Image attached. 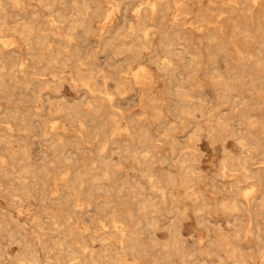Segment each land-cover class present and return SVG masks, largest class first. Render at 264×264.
I'll use <instances>...</instances> for the list:
<instances>
[{"label": "rangeland", "instance_id": "374dc122", "mask_svg": "<svg viewBox=\"0 0 264 264\" xmlns=\"http://www.w3.org/2000/svg\"><path fill=\"white\" fill-rule=\"evenodd\" d=\"M22 1L23 11L12 6L6 7L7 12L12 17L10 22H12L13 27L22 24L20 21L23 23H30L36 17H38L39 20L41 19L40 21L56 20L57 23H55V26L60 29L59 32L62 37L58 39L55 38L51 32H47L48 47L41 49L36 43L27 46L21 39L19 33L12 32L3 35V40L10 42V46L8 49H5V52L19 51L20 56H11L6 59V62H0V71L2 73L6 72L12 68V63H14L15 65H13V68H15L16 72L18 71L19 74L21 72V64H23L28 70H39V74H41L40 79L46 82V86L41 93H39L38 84L34 82L29 83L27 87L22 86L16 89L12 86L13 83H8L7 90L13 96L7 99L0 94V113H6L9 117L12 116L9 122L16 130V137H18L17 124L21 125V120L23 121V119L27 122V127L30 132L38 137L29 138L25 134H21L20 136L23 141L21 143L14 142L11 145V154L16 153L15 157L21 160L20 149L22 145H25L29 149L30 163L33 164L34 168L39 169L42 165L48 168L49 173L52 175V180H50L46 188L51 198H58L60 192L62 194L64 191L56 188L54 180L70 177L73 169H61V160L55 157L56 155L58 156V153L54 154L42 138L43 132L40 124V122L43 123L46 120L48 125L51 122H56L58 128L56 132L64 136L67 150L69 151V158L73 156L84 158L88 165L91 161H95L96 166L94 167L98 168L96 171L97 174H103L109 171L112 175V179L116 180L118 184L127 182L129 186L135 188L134 194L129 196L124 203H119L120 200H118L116 204L97 205L98 203L104 202L106 197L102 194L95 195L92 198L91 205H83L84 212H87V214L81 217V213H74V205L66 203L54 204L49 201H46L44 204L34 193H32V198L23 196V188L19 185L21 182L25 184L31 183V178L24 174V171H22L18 164L13 163L9 154L0 153L6 165L10 166V170L17 173L18 178L24 176L23 179H17L16 176L3 183L9 190H16L12 198L9 194H0V222L2 224L7 223L8 229L14 232L21 231L22 236L24 234L22 230L28 232L26 240L23 239L24 237L21 238L19 236L23 242V249L36 251L39 264H96L90 259L89 252L86 254L85 259L84 257L71 256L64 261L60 256L61 254L58 253V250L53 247L54 243L63 240V235L57 233V227L52 225V220L46 219L47 215H55L59 220H62V218L67 215L74 216L75 214L73 220L77 223V229L81 231L88 230V232L83 236L68 234V239L66 241H68L73 248H78L76 244L84 241L88 244L90 249L98 252L102 251L103 242L106 241L111 249V255L115 256L114 248H118L119 250L122 248V245H120V237L113 234L103 235L104 232H114V227L109 218L110 212L115 211L118 215H125L128 211H131L133 212L132 220L124 219L122 222L126 225L125 227L127 230L136 233L139 242L145 245L146 248L145 251L140 250V252L134 253L133 255L129 252H125L130 262H134V259H139L140 264H155L156 261L162 260H164L163 264H180V259L178 257L172 259L164 257L163 259V255H161L164 246L172 243L170 227L171 222L175 220L178 222L177 227L180 228L179 242L182 244L173 248L176 249L181 247L183 248V252L191 254V257H188L186 260L188 264H234V259L227 255L228 249L223 246L224 244L238 246L244 255L246 264H264L260 257V255L264 254L263 251L260 252L261 249H264V245L260 244L255 236H245L243 233L238 237L235 235L236 226H238L239 229L247 230L249 222L252 223L251 227L254 231L259 227L264 233V206L257 205L263 199L264 193V156L261 155V151L243 152L235 139H227L226 136L224 137L226 140L224 146L221 142L212 146L211 142L208 140L206 132L208 130V125L205 122L209 118L213 119V116L219 113L225 119L230 120L228 128H226L229 133L234 132L249 136L248 133L251 132L259 136L264 146V136L262 135L264 130V95L259 96L258 92L250 91L247 86H243L240 87L236 93H233L229 99H224V94L213 80V77L217 75H222L226 78L234 77V68L237 67L236 61L238 59L235 49L236 45L246 53H254L257 48L253 43L246 42L243 38L236 40V43L230 42V40L235 38V33L232 23L228 22L227 19L231 16L241 17L242 11L244 10L242 3H247V1L235 0L241 3V6L234 11L233 7L235 6V2L230 0H181L182 2L180 3L182 6H180V3L176 4V0H163L165 3L168 2L171 4V9L167 12L166 17L162 19L160 15H156L153 19L154 21L148 22L145 26L151 35L150 50L140 48L142 41L136 40V36H142L140 28L135 27V33H133L131 26L136 23V10L140 9V7L145 8L149 1L151 2L154 0H115L116 2L112 0H76L79 3L78 11L83 9L82 5L85 3L91 8L100 6L104 12H100L102 17L98 20L92 16L93 10H91L89 17L92 21V33L86 37L82 29L74 30L70 33V37L73 38L72 41H68L66 37L67 32H64L67 28L66 23L58 22L57 16H52L51 13L47 9L42 8L36 0ZM50 1L64 14L73 16L71 19L77 18V11L74 9L71 0H67L68 3L65 6L61 5L59 0ZM13 2L14 0H11V3ZM188 8L190 10H188ZM108 10L111 12L113 11L110 19L111 21L109 20L111 23L113 22V24L108 21L105 24L106 28H103V23H105L103 22V18L106 15L105 12ZM221 13L223 14L220 16ZM217 18H220V25H223L225 28L224 35L228 43L226 47H217V43L210 45L207 38L209 32L213 30V26H207L206 22L216 21ZM203 20L205 22H203ZM115 21L116 23H114ZM242 22L245 23L244 18ZM114 27L122 29L121 35L114 43L116 46H120L119 49H110L108 47L109 42L106 43L104 41V37H107V34L104 32ZM102 29L103 32H101ZM163 33L167 36L169 35L168 40L165 41V46L162 45ZM179 38H184L185 40H179ZM30 47L35 48L36 51L41 49V52L46 57L60 49L72 55V63L71 61L67 63L64 57L60 55L58 59L65 61L67 66H49L46 61L42 62L40 65H36V59L28 56L27 51ZM121 51L124 53H120ZM132 51L141 52V56L135 61L133 60ZM76 52L82 57V63L85 64V66L82 67L84 70H89L91 68L96 70L93 83L98 84V90L107 92L111 95L112 99L114 98L111 102L113 108L108 106L109 104L107 103L104 104L103 107H109L111 108L109 109L110 112L119 114L125 118V120H121L118 125L122 130L130 127L134 131L132 137H129L126 132H121L123 134L117 136V140L121 142L127 141L132 145L138 146V143L141 141L138 136L139 133H141V130L147 129L149 137L151 136V141L158 147L153 153L154 158L152 157L153 155L147 156L145 160L148 163L145 166L140 167L136 160L129 156L124 155V157L121 158V156L116 154L120 153L119 151L113 154V166L108 171L103 165L99 164L101 161L100 154L104 157L109 156L110 152L107 150L101 153L98 150V142L107 139V141L111 143L115 137L113 138V129L109 124L105 130V137L103 135L99 137H89V133L94 131L98 121H90L84 113L88 112L90 109L89 103L93 100L95 101L99 94L90 93L88 89L77 81L75 64H73V62L76 61L74 55ZM126 52L128 53L126 54ZM154 53H156L157 61L152 60L155 56ZM142 57L145 58L143 59ZM167 58L171 59L174 65L178 67V70H175L171 75L174 77V85L183 83L186 85L187 83L196 85L191 92L189 101L196 104L198 99L205 101L203 109L207 116L205 119L202 118L199 112L195 113V118L197 120L185 118L178 114L183 107L182 97L177 95L175 89H173V85L169 84V81H167V74L160 71L157 66V62L161 64ZM247 60H249V66L246 73V80H249L248 76L253 71L249 70V68L253 69V63L249 58H247ZM197 63H199L200 66L197 68V71H194ZM143 65L148 72L146 79L135 80L134 73ZM53 67L59 69L58 72H52L50 68ZM129 68L132 70L130 71L131 73L129 71L127 73L126 71L129 70ZM188 77L191 79L187 81ZM104 78H108V80H104ZM122 79L129 80L130 83L123 85V89L121 88V90L118 91L116 82ZM60 83L62 86L58 93L55 91V88L57 84ZM259 88L264 90V80L260 82ZM153 99L161 101L158 108L162 116L161 114L156 116V112L151 105V100ZM243 99H251V104L259 102L261 106L257 109H250V107L244 108L242 106ZM50 104L57 105V107L62 109V112L52 117L49 116ZM243 114L244 116L251 115L253 117H258L260 119V124L255 129L248 128L247 125L242 124L241 119ZM156 118L158 119L155 120ZM82 124L85 127L84 129H86L85 131L81 129ZM195 124L203 129L198 142L192 139V134L195 131ZM0 126H2V124H0ZM77 140H82L79 147L75 145ZM110 148L115 147L110 146ZM72 152L75 154L70 155ZM251 154L253 159L248 161V166L253 172L258 173L261 171L262 178L260 183L253 180H246L242 177L241 172L236 171V167L241 161L245 160ZM61 156L63 155L61 154L60 157ZM129 162L132 163L130 164ZM182 164L189 168L186 175L181 171ZM224 164L228 166L226 176H222ZM145 170H149L154 177L160 179L161 186L166 188V192L171 190L176 197L177 203H172L169 198L165 202H161L160 193L151 190L148 179L142 176L141 171L143 172ZM168 176H172L176 180V185L172 188L167 187L165 184ZM186 177L192 179V182L189 183L188 186L201 196L200 199L203 198L204 200V203L200 202L199 204L207 205V207H203L204 213L202 214V218L195 212L198 206H195V203L187 198L185 188L182 185ZM138 185L139 187H137ZM252 190L253 193L250 198L258 200L257 203L248 201L243 197L244 193ZM56 191H58L59 194H55ZM189 193H192L191 190H189ZM120 195L122 197L126 194ZM148 197H157L156 200L160 203V205H158L159 209H162L161 214L154 215L151 214L153 211L152 208H146V212L148 213L147 219L156 217L157 221H160L157 229L146 227L144 213L139 212L141 205L137 204L138 200H143ZM234 200L240 208L236 213L224 208V205L229 206ZM173 205H178L181 211H185V216L178 215L175 209H173ZM38 206L41 207L39 208ZM98 208L106 210L107 212L100 214ZM189 208L192 210L189 211ZM9 209L11 212H9ZM26 211L28 213H26ZM43 214L46 216H43ZM34 216H40L42 218V227L35 224L36 221L33 218ZM100 222H103L102 226ZM103 226H105V228ZM29 232L32 234L30 235ZM261 237L264 239V234H262ZM0 240L2 244L8 246L5 235L0 234ZM43 243H46L51 250L45 251L43 249ZM221 245L223 247H221ZM8 248L9 257L6 264H17L15 260L17 256L22 253V248L17 245L9 246ZM169 251L172 253L171 249H169ZM229 258L232 260H228ZM98 264L102 263L99 262Z\"/></svg>", "mask_w": 264, "mask_h": 264}, {"label": "bare ground", "instance_id": "6f19581e", "mask_svg": "<svg viewBox=\"0 0 264 264\" xmlns=\"http://www.w3.org/2000/svg\"><path fill=\"white\" fill-rule=\"evenodd\" d=\"M36 1L38 2V4L42 8L47 9L51 13L52 16H54V15L57 16L58 22L67 24V28L64 30V32H67L66 37H67L68 41L73 40V38L70 37V33H72L74 30L82 29V31L86 37H88L92 33V31H93V29L91 28V22L92 21H91V18L89 17L91 10H93L92 16L98 20H100V18L102 17L100 12H104L100 8V6H95L94 8H91L88 4H85V3L82 5L83 9L78 11L79 3L76 0H71V3L73 4L74 9L77 11V13H76L77 18L71 19L73 16L64 14L60 9L56 8L55 4L52 3L50 0H36ZM112 1L116 2L115 0H112ZM230 1L235 2V6L233 7L234 11H236L238 9V7L241 6V3L236 2L235 0H230ZM246 1H247V3H242L243 9H244L242 11V16H241L242 18L231 16L230 18L227 19L228 22L232 23L234 33H235V38L230 40V42L236 43L235 42L236 40H238L239 38H243L246 42L253 43L257 48L254 51V53H250V52L246 53V52H243L236 45L235 49H236V53L238 55V59L236 61L237 67L234 68V72H235L234 77L233 78H231V77L226 78L222 75H217V76L213 77V80L215 81L216 86L218 88H220L221 92L224 94L223 95L224 99H229V97L233 93H236L238 91V89L240 87H243V86H247L250 89V91L258 92L259 96L264 95V93H263L264 90H262V88H259L260 82L262 80H264V77H263V75H264V0H246ZM27 2H29V1H27ZM180 2H182V1L181 0L175 1L176 4H179ZM59 3L63 6H65L68 3V1L67 0H59ZM22 4H23L22 0H14L13 3H11V0L0 1V62H3V61L6 62V59L10 58L11 56H16V57L20 56L19 51H12L9 53L5 52V49H8V47L10 46L9 41L3 40L4 39L3 35H5V34H9L12 32L19 33V35L21 36V39L26 43L27 46H29L32 43H36L37 46L40 47L41 49L48 47V45H47V43H48L47 32H49V33L51 32L55 36V38L59 39L62 37L61 33L59 32L60 29L55 26V23H57L56 20L40 21L41 19L39 20V18L36 17L30 23H25V22L23 23L22 21H20L22 24L18 23L19 25L17 27H13L12 22H10V19L12 17L7 12L6 7L12 6L14 8H18V9H21V11H23V5ZM170 5H171L170 3H168V2L165 3L163 0H154L151 2L149 1V3L146 4L145 8L140 7V9L136 10V12H135L136 23H134L131 26V30L133 33H135L134 32L135 27L140 28V32L142 33V36H140V35L136 36V40L142 41V45L140 46V48L150 50V48H151L150 47V43H151L150 36L151 35L145 26L148 22L154 21L153 19L156 15H160L162 17V19H164L166 17L167 12L171 9ZM180 6H182L181 3H180ZM176 9H177V7H176ZM188 10H190V9L188 8ZM112 12L109 10L105 12L106 15L103 18L104 19L103 22H105V23L102 22L103 28H106L105 24L111 19ZM21 14H22V12H21ZM222 14L223 13H221L220 16ZM31 16H32V14H31ZM174 17H175V15H174ZM243 18L245 19V23L242 22ZM203 22H205V21L203 20ZM114 23H116V21ZM206 23H207V26L209 25V27L213 26V30L209 32L208 37H207L208 41L210 42V45L217 43L218 44L217 47L218 46L226 47L228 45V43H227L225 35H224L225 34V28L223 25H220V18H217L216 21H207ZM111 24H113V22ZM121 30H122L121 28L114 27V28H109L107 31L104 32L105 34H107V37H104V41L106 43L109 42L108 47L110 49L111 48L112 49H119L120 48V46H116V44H114V43H115L116 39L121 35V32H122ZM95 32H97V31H95ZM101 32H103V29ZM168 36L166 34H164L163 40H162L163 46H165V44H166L165 41L168 40ZM123 40H125V39H123ZM179 40L184 41L185 39L179 38ZM148 42H149V44H148ZM11 49H12V47H11ZM41 49L36 51L35 48L30 47L27 51L28 56H30L33 59H36L35 60L36 65H40V64H42V62L46 61L49 66L50 65L51 66H53V65L67 66V63H69L71 61L72 55L70 53H66V52L58 49V50H56L55 53H52L46 57L41 52ZM199 49H200V47H199ZM136 50H139V49H136ZM201 51H202V49H201ZM202 52L204 53V51H202ZM21 53H23V52H21ZM120 53H124V52L121 51ZM127 53L128 52H126V54ZM132 53H133V60L134 61L137 60L141 56L140 51H132ZM154 54H155V56L153 57L152 60L157 61L156 60V57H157L156 53H154ZM60 55L64 57V59L67 62L66 64H65V61H61L58 59V57ZM74 55H75L76 61L73 62V64H75V71L77 73V81L80 82L83 87L88 89V91L90 93H92V94L98 93L99 94V96H97V99L95 101L93 100L92 102L89 103L90 109L88 110V112L84 113L85 116L90 119V121H92V122L98 121V123L96 124V127L94 128V131L89 133V137H99L102 135L105 137L106 136L105 130H106L108 124L112 126L111 128L113 129V131H112L113 138L115 137L113 139V141H111V143H109L107 141V139L106 140L103 139V141L98 142V150L101 153H103L107 150L110 152L109 156L103 157L102 154H100V160L101 161L99 164L103 165L105 167V169L108 171L113 166V161H112L113 160L112 159L113 154H115L116 152L119 151L120 153H116V154L121 156V158H123L124 155H126V156H129L130 158H133L134 160H136V162L139 164L140 167L145 166L148 163L145 160L147 158V156L153 155L152 157L154 158L153 153L158 148L151 141V138H150L151 136L149 137L147 129L141 130V133H139L138 136L141 139V141L138 143V146L132 145V144L128 143L127 141L121 142V141L117 140L116 137L120 136V134H123L121 132H126L129 135V137H132L134 135V131L130 127L122 130L118 126L120 121L125 120V118L119 114L110 112L109 109H111V108H109V107L104 108L103 107V105L107 103V104H109L108 106L113 108V106L111 105V102L113 101L114 98L112 99L111 95H109L107 92H102V91L98 90V84L93 83L94 73H96V70L94 68H91L89 70H84L82 67L85 66V64L82 63V57L80 56V54L78 52H76ZM150 55H151V53H150ZM152 55H153V53H152ZM247 58L252 60L251 62L253 63V69L249 68V70H253L250 73V75L248 76L249 80H246V78H247L246 73H247V69L249 66V60H247ZM12 62H14V61H12ZM71 63H72V61H71ZM13 65H15V64L12 63V68H10L9 70H7L4 73H2L0 71V94L4 98L8 99L11 96H13L7 90L8 83H13L12 86L14 87V89H16V88H20L22 86L27 87L29 83L35 82L39 86V93L42 92V90L46 86V82L44 80L40 79L41 74H39V70L38 71L37 70L31 71L30 69L28 70L27 67L25 68V66L23 64H21V72L22 73L20 72L18 74V71L16 72L15 68H13ZM49 66H48V68H49ZM157 66L159 67L160 71L167 74V81H169V84L173 85V89H175L177 95H180L182 97V103H183L182 106L183 107L180 110V113H178V114H180L181 116H183L185 118H192L193 120H197L195 118V113L199 112V113H201L202 118L205 119L207 117L203 111L205 101L202 99H198L197 104L191 103L189 101V99L191 98V92L196 87V85H193V84L190 85L189 83H187V85L184 83L174 85L173 84L174 83L173 82L174 77L171 75L173 74V72L175 70H178V67H176L174 65V63L171 61V59H169V58H167L161 64H159L157 62ZM199 66H200V64L197 63L196 69H194V71H197V68ZM0 68H1V66H0ZM50 70L52 72L53 71L58 72L59 69H56L55 67H53V68H50ZM126 71L128 73V71L130 72L132 70H131V68H129V70H126ZM147 75H148L147 69L143 65V66H140V68L134 73V78H135V80H142V79L145 80ZM189 79H191V78L188 77L187 81ZM104 80H108V78H104ZM127 83H130V82H129V80H125V79H122L119 82H116L118 91H120L122 86L127 84ZM61 86H62L61 83L57 84L55 91L59 93V89ZM67 86H68V84H67ZM137 86H139V85H137ZM120 98H122V97H120ZM236 98H237V96H236ZM251 98H253V97H251ZM160 103H161V101L158 99L151 100V105H152L154 111L156 112V116H159L161 114L159 111V108H158V105ZM242 106L244 108L250 107V109H253V108L257 109L261 106V104L259 102H255V103L251 104V99L250 100L243 99ZM7 109H8V107H7ZM61 112H62V109L57 107V105L50 104V110L48 112L49 116L52 117L54 115L60 114ZM36 113H38V112H36ZM161 116H162V114H161ZM11 117L7 116L6 113H0V124H2V126H0V153L9 154L11 156L10 158L13 161V163L18 164L19 167L22 169V171H24V174L31 178V180H32L31 183L25 184V183L21 182L19 185L21 188H23V196H25L26 198H30V197L32 198V193H34L37 195L38 199L44 204L46 203V201H49V202L54 203V204L66 203V204L74 205V210H75L74 213L75 212L81 213V217H82V216H85L87 214V212H84L83 205H91L92 198L97 194L98 195L102 194L106 197V200L104 202L98 203L97 205L116 204L118 200H120L119 203H124L129 198V196L134 194V190H135L134 187L129 186L127 182H125V183L123 182L121 184H118V182L116 180L112 179V175L109 171L105 172L103 174H97L96 171L98 170V168L94 167V166H96L95 161H91V163L88 165L86 159H84V158H80V157H76V156L69 158L68 157L69 151L67 150L66 140L64 139L63 135L56 132V130L58 129L57 123L51 122L48 125V122H46L47 121L46 120L43 123L40 122V124L42 126L41 127L42 132H43L42 138H43L44 142L50 147V149L53 151L54 154L58 153V156L56 155L55 157L61 160V162H60L61 169L62 168H65L66 170L71 169V168L73 169L70 177L63 178L61 180H57L55 178L56 180H54V182L56 184V188L62 189L64 192L62 194L60 192V194H59V192L56 191L55 194H59L58 198H54V199L51 198L49 196L48 190L46 188L47 184L50 182V180H52V175L49 173L48 168L45 165H42L39 169H35L33 164L30 163L29 149L25 145L24 146L22 145V147L20 149L21 160L17 159L15 157L16 153L11 154V151H12L11 145L14 142L21 143L23 141V139L20 136L21 134H25L29 138L30 137H37L36 135H34L33 133L30 132V130L27 127L28 124L24 119H23V121L21 120V125L17 124L18 137H16V135H15L16 130L14 129V127L9 122V119H11ZM157 119L158 118H156L155 120H157ZM241 121H242L243 125L244 124L247 125L248 128H250V129H255L260 124V119L258 117H253L251 115H245L244 116V114H243ZM205 122L208 125V130L207 131L205 130V131L207 132L208 140L211 142L212 146L217 144L218 142H221L224 146L225 142H226L224 137L226 136L227 139L228 138L235 139L237 144L239 145V147L243 150V152H245V151L260 152L261 151L260 152L261 155L264 156V146H263L262 140L259 138V136L254 135L251 132L248 133L249 136H246L244 134L234 133V132L229 133L228 130H226V128H228L230 120L225 119L224 117H222L221 114L217 113L213 116V119L209 118ZM182 125H183V123H182ZM81 126H82L81 127L82 131H85L86 129H84L85 127L83 126V124ZM239 127H240V125H239ZM202 132H203V129L201 127H199V125H196L195 131L192 134V139H194L198 142L200 137H201ZM262 135L264 136V130H263ZM81 141L82 140H77V142H75L76 147H79L81 145ZM110 146L115 147V148H110ZM76 149H79V148H76ZM171 152H172V150H171ZM61 154L63 156L60 157ZM74 154L75 153H73V152L70 153V155H74ZM252 159H253V157L251 154L245 160L241 161V163L236 167V171L241 172V175L244 179L253 180V181H256L257 183H260L261 178H262V174L260 173L261 171H259L258 173L253 172L248 166V161L252 160ZM263 165H264V163H263ZM50 167H51V165H50ZM90 167H92V168H90ZM130 168H132V167H130ZM146 168H148V167H146ZM10 169H11L10 166L6 165L4 158H2L0 156V194L6 193V194H9V196L12 198L13 193L16 190L15 189L9 190L3 184L6 180H8L10 178H14L17 176V173L13 172ZM162 170H164V169H162ZM158 171H160V170H158ZM181 171L184 172V174L186 175L187 171H189V168L182 164L181 165ZM226 171H228V166H225V164H224L222 176L227 175ZM141 174H142V176H144L145 178L148 179L151 190H154V191L160 193L161 202H165L169 198V199H171L172 203H177L176 197L173 195L171 190L169 192H166V188L161 186V182H160L159 178L154 177L153 174L149 170H145L143 172L141 171ZM192 175H193V173H192ZM23 177L18 178V176H17L16 178L17 179H23ZM191 182H192V179L186 177V178H184L182 185L185 188L187 198L192 200V202L195 203V206H198V208L195 210L196 214L200 218H202V214L204 213L203 207H207V205L206 204H199L200 202L204 203V200H203V198L200 199L201 196H199L197 192H194L191 189V187L188 186V184ZM165 184L167 185V187L172 188L176 185V180L172 176H168L166 178ZM137 187H139V185ZM49 188H50V186H49ZM189 190H191V192H192L191 194L189 193ZM252 193H253V190L246 192L243 194V197L246 198V200H248V201H252L253 203H257L258 200L254 199V198L253 199L250 198ZM120 194H126V195H123L121 197ZM156 198L157 197H148V198L143 199V200H138V202H137L138 205H141L140 206L141 209L139 208V212L144 213V218H146V227L148 226V227L153 228V229L158 228V224L160 221L158 222L156 217H154L152 219H147L148 213L146 212V208L149 207V208L153 209L151 214H154V215L155 214H157V215L161 214L162 209L161 210L159 209L158 205H160V203L157 202ZM257 205L264 206V193H263V199ZM38 207L40 208L41 206H38ZM57 207H59V206H57ZM224 208L230 210L233 213H236L240 210V208L236 204L235 200L229 206L224 205ZM173 209H175V211L178 215H182V216L184 215L185 216V211H181L179 209L178 205H173ZM18 210H20V209H18ZM98 210H100V214L107 212L106 210H102L101 208H98ZM191 210L189 208V211H191ZM9 212H11V210ZM61 212H63V211H61ZM26 213H28V212L26 211ZM20 216H22V215H20ZM43 216H46V215L43 214ZM257 216H258V214H257ZM74 217H75V214H74V216L73 215H67V216L63 217L62 220H59L58 217H56L55 215H47V218H46V219L52 220V222H53L52 225L56 226L58 229L57 233L59 235H63V240H60V241L54 243L53 247H55L58 250V253L61 254L60 256L64 259V261H66V259L68 257H71V256L84 257V259H85L86 254L89 252L90 253V259L96 264H98L99 262L102 264H140L139 259H134V262H130V260H128V255H126V253H125V252H129V253H131V255H133L134 253L140 252V250L145 251V248H146L145 245H143L142 243L139 242L136 233L134 231L127 230L125 227L126 225L124 224V222H122V220H124V219L132 220L133 212L128 211L125 215H118L115 211L110 212L109 218H110L111 224L114 227V232H108V233L104 232L103 235L105 236V235H112L113 234V235H117L120 237V239H121L120 245H122V248H121L122 251L119 250L118 248H114L115 256L111 255V253H110L111 249H110L109 245L106 243V241L103 242L102 251H99V252L90 249L88 244L84 241L76 244V245H78L77 246L78 248H73L71 246V244L68 241H66L68 239L67 235L68 234H71V235L77 234V235L83 236L85 233L88 232V230L81 231V230L77 229V223L74 222V220H73ZM33 218L36 221L35 224L38 225L39 227H42L41 226L42 218L40 216H34ZM100 223L102 226L103 222H100ZM177 223L178 222H176L175 220L171 222L170 234H171L172 243L168 244V245L166 244V246H164V249L161 251V255H163L162 256L163 259H164V257H167L168 259L178 257L180 259V264H188V262L186 260L188 257H191V254H187V253L183 252V248H181V247L176 248V249L173 248L177 245L182 244L181 242H179L180 228L177 227ZM17 224H18V222H17ZM251 224H252L251 222L248 223L247 230L239 229V227L236 226L235 227V235L238 237L241 233H243L245 236H255L258 239V241L260 242V244L264 245V239H262V237H261V235L264 234L263 231L259 227L257 228L256 231H254L251 227ZM26 226H27V224H26ZM43 226H45V225H43ZM103 227L105 228V226H103ZM30 228H32V227H30ZM62 229H64V230H62ZM35 230H36V228H35ZM22 231L24 233L23 236H22L21 231L14 232V231L8 229L7 223L2 224L0 222V234L5 235L6 240H7L6 242H8V246H6V245L2 244V241L0 240V264H6L7 263L8 257H9V254H8L9 248L8 247L13 246V245H17V246L22 248V253L20 251L21 254L19 256H17V258L15 260L17 264H39V260L36 257V254H37L36 251H34V250L29 251L27 249H23V242L21 241V238L24 237L23 239L26 240V236L28 235V232L25 230H22ZM31 234L32 233H30V235ZM19 236L21 238H19ZM28 245H30V244H28ZM38 245H39V243H38ZM215 246H216V244H215ZM223 246H225L226 249H228L227 255L230 258L234 259V264H246V260L244 258V255L242 254V252L240 251V248L238 246L230 245V244H226V245L224 244ZM223 246L221 245V247H223ZM43 249L45 251L51 250V248H49L46 245V243H43ZM169 249H171L172 253L169 251ZM262 251L264 252V249L260 250V252H262ZM260 257H261L262 263H264V254L260 255ZM230 258L228 260L231 261L232 259H230ZM163 262H164V260L156 261L155 264H163Z\"/></svg>", "mask_w": 264, "mask_h": 264}]
</instances>
